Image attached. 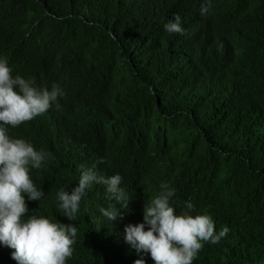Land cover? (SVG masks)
Wrapping results in <instances>:
<instances>
[{
	"label": "trees",
	"instance_id": "trees-1",
	"mask_svg": "<svg viewBox=\"0 0 264 264\" xmlns=\"http://www.w3.org/2000/svg\"><path fill=\"white\" fill-rule=\"evenodd\" d=\"M212 2L204 16V0H0V58L67 92L58 140L48 118L12 131L53 154L31 173L48 193L41 213L60 216L55 190L103 158L136 197L167 182L177 214L191 202L229 229L193 264H264V0ZM175 14L185 37L164 32ZM109 202L86 199L75 221L92 234L72 264H122L126 250L103 240L122 228L101 216Z\"/></svg>",
	"mask_w": 264,
	"mask_h": 264
},
{
	"label": "clouds",
	"instance_id": "clouds-1",
	"mask_svg": "<svg viewBox=\"0 0 264 264\" xmlns=\"http://www.w3.org/2000/svg\"><path fill=\"white\" fill-rule=\"evenodd\" d=\"M211 7L212 0H204L201 13L206 16ZM164 30L181 38L189 34L179 14L164 23ZM66 97L61 83H37L16 73L7 57L0 58V253L5 262L72 264L78 235L87 239L92 234L84 233L75 221L92 192L110 200L100 208L101 216L122 225L116 236L103 239L126 250L120 255L122 264H145L142 258L147 253L155 264H193L206 243L217 244L228 234L226 226L217 233L207 212L192 215L191 202L177 214L172 201L176 189L167 182L136 197L120 172L104 170L103 158L81 165L69 185L55 190L60 216L41 213L39 206L48 193L31 173L43 171L53 154L12 131L48 118L52 137L58 140L61 136L51 116L63 109Z\"/></svg>",
	"mask_w": 264,
	"mask_h": 264
},
{
	"label": "bare ground",
	"instance_id": "bare-ground-1",
	"mask_svg": "<svg viewBox=\"0 0 264 264\" xmlns=\"http://www.w3.org/2000/svg\"><path fill=\"white\" fill-rule=\"evenodd\" d=\"M212 3H213V2H212ZM193 6H194V5H193ZM195 6H196V5H195ZM198 7H199V6H198ZM196 8H197V7H196ZM183 10H184V12H185V9H183ZM183 10H181V11H183ZM198 10H200V9H198ZM180 14H182V13H180ZM183 14H184V13H183ZM182 17H183V16H182ZM183 21H184V20H183ZM205 31H208V30L205 29ZM190 32H191V31H190ZM193 33H194V32H193ZM193 35H194V34H193ZM195 35H196V34H195ZM188 38H189V37H188ZM189 40H190V39H189ZM189 40H188V41H189ZM190 41H191V40H190ZM190 41H189V43H190ZM191 43H192V42H191ZM187 44H188V42H187ZM188 45H189V44H188ZM190 46H191V45H190ZM190 56H191V55H190ZM188 59H189V58H188ZM189 60H190V59H189ZM186 61H187V60H186ZM189 66H191V65H189ZM194 72H195V71H194ZM194 72H193V73H194ZM193 73H192V75H193ZM196 74H197V73H196ZM184 75H185V74H184ZM185 76L187 77V74H186ZM191 77H192V76H191ZM194 78H195V77H194ZM198 80H199V79H198ZM193 82H194V81H193ZM188 84H189V83H188ZM201 84H202V83H201ZM184 86H185V83H184ZM219 86H220V85H219ZM188 87H189V86H188ZM188 87H187V89H188ZM220 90H221V89H220ZM224 90H225V89H224ZM185 91H186V89L184 90V92H185ZM221 92H222V90H221ZM227 93H228V92H227ZM184 94H185V93H184ZM195 94H196V92H195ZM179 95H180V94H179ZM182 95H183V94H181V96H182ZM225 95H226V94H225ZM184 96H185V95H184ZM191 96H192V95H191ZM185 97H186V96H185ZM187 97H188V95H187ZM228 97H229V96H228ZM185 99H186V98H185ZM188 100H189V99H188ZM183 101H184V100H183ZM184 102H185V101H184ZM187 103H188V102H187ZM225 103H226V102H225ZM199 195H200V194H199ZM203 198H204V197H203ZM203 198H202V199H203ZM187 199H188V198H187ZM187 199H186V200H187ZM86 203H87V202H86ZM89 204H90V203H89ZM91 205H93V204L91 203L90 206H91ZM93 206H94V205H93ZM93 206H92V207H93ZM95 206H96V205H95ZM94 209H95V208H94ZM91 210H93V209H91ZM95 210H96V209H95ZM94 218H95V217H94ZM94 218H93V219H94ZM91 219H92V218H91ZM96 219H97V218H96ZM98 222H99V221H98ZM105 238H106V237H105Z\"/></svg>",
	"mask_w": 264,
	"mask_h": 264
}]
</instances>
